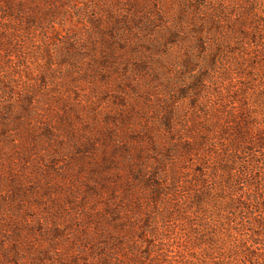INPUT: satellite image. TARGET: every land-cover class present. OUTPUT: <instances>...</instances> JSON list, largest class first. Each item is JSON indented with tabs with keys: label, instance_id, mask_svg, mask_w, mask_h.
I'll list each match as a JSON object with an SVG mask.
<instances>
[{
	"label": "rangeland",
	"instance_id": "obj_1",
	"mask_svg": "<svg viewBox=\"0 0 264 264\" xmlns=\"http://www.w3.org/2000/svg\"><path fill=\"white\" fill-rule=\"evenodd\" d=\"M152 1L0 0V264L264 254V74Z\"/></svg>",
	"mask_w": 264,
	"mask_h": 264
},
{
	"label": "trees",
	"instance_id": "obj_2",
	"mask_svg": "<svg viewBox=\"0 0 264 264\" xmlns=\"http://www.w3.org/2000/svg\"><path fill=\"white\" fill-rule=\"evenodd\" d=\"M151 7L149 20L195 41L217 71L264 74V0H153ZM261 256L249 251L236 263L264 264Z\"/></svg>",
	"mask_w": 264,
	"mask_h": 264
}]
</instances>
